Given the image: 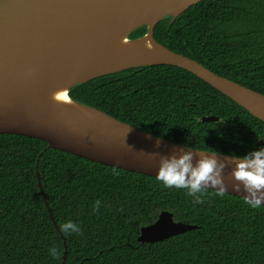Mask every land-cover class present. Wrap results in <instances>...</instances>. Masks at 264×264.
Segmentation results:
<instances>
[{"label": "trees", "instance_id": "trees-1", "mask_svg": "<svg viewBox=\"0 0 264 264\" xmlns=\"http://www.w3.org/2000/svg\"><path fill=\"white\" fill-rule=\"evenodd\" d=\"M146 26L133 31L135 38ZM157 41L212 71L264 93V0H202L154 30ZM78 102L193 148L244 154L262 146L264 121L192 72L157 64L128 68L75 85ZM206 114L225 121H198ZM25 135L0 133V264H264V206L205 189L196 203L184 189L88 160ZM76 222L80 233L55 228ZM24 170V171H22ZM28 174V175H26ZM199 195V194H198ZM99 206L93 210L94 203ZM162 210L195 224L142 243L140 228ZM60 228V227H59ZM64 236V239L62 238ZM49 247L57 249L55 257Z\"/></svg>", "mask_w": 264, "mask_h": 264}, {"label": "water", "instance_id": "water-1", "mask_svg": "<svg viewBox=\"0 0 264 264\" xmlns=\"http://www.w3.org/2000/svg\"><path fill=\"white\" fill-rule=\"evenodd\" d=\"M200 1L0 0V133L38 138L47 142L49 148L156 176L159 155L179 154L181 148L193 147L121 121L78 102L68 92L75 85L102 75L157 64L175 65L192 72L264 121V93L220 75L155 39L154 30L159 21L169 16L172 23ZM141 26L147 27L143 35L129 37ZM119 33L131 43L142 45L147 41L151 48L136 53L114 52L113 39ZM64 82L77 110L59 108L46 100ZM197 120L225 121L214 114ZM256 142L264 145V138L259 137ZM192 150L193 162L205 154L201 151L214 152ZM216 153L218 159L232 160V154ZM234 164L233 160L223 169L226 193L244 198L242 187L239 191L232 188L236 182L230 175ZM36 176L50 218L60 232L38 167ZM195 228L197 225L176 221L173 212L162 210L154 221L141 227L137 240L154 242ZM63 245L60 264H65L67 254L66 243Z\"/></svg>", "mask_w": 264, "mask_h": 264}, {"label": "clouds", "instance_id": "clouds-1", "mask_svg": "<svg viewBox=\"0 0 264 264\" xmlns=\"http://www.w3.org/2000/svg\"><path fill=\"white\" fill-rule=\"evenodd\" d=\"M145 45L148 46L147 41ZM158 143L159 141H157ZM192 149L181 148L179 154L173 152L159 155L156 180L166 188L184 189L185 195L193 197L196 203L200 202V196L207 188L215 189L214 194L223 197L227 191L223 169L226 164L234 160L235 164L231 168L230 175L236 182L232 184V188L236 191L243 188L245 203L250 208H259L264 204L262 203L264 201V145L242 155L232 154V160L218 159L216 152L201 151L205 154L200 155L193 162L194 152ZM99 203V201L94 203L93 210L99 206ZM59 227L65 234L80 233L78 224L72 220L65 221ZM48 253L55 257L57 249L49 247Z\"/></svg>", "mask_w": 264, "mask_h": 264}, {"label": "bare ground", "instance_id": "bare-ground-1", "mask_svg": "<svg viewBox=\"0 0 264 264\" xmlns=\"http://www.w3.org/2000/svg\"><path fill=\"white\" fill-rule=\"evenodd\" d=\"M113 44L115 47L114 52H119V50L121 51L128 50V52L136 53L142 51L146 47L145 44H142L143 45L142 46L136 43H131L129 40L126 39L125 35L121 33L115 36V38L113 39ZM147 48H151V47L148 45ZM67 90H68L67 82H64L62 85L54 88L46 96L47 102L59 108H70L73 110H77L74 104L70 101V98L67 95Z\"/></svg>", "mask_w": 264, "mask_h": 264}, {"label": "flooded vegetation", "instance_id": "flooded-vegetation-1", "mask_svg": "<svg viewBox=\"0 0 264 264\" xmlns=\"http://www.w3.org/2000/svg\"><path fill=\"white\" fill-rule=\"evenodd\" d=\"M17 135H18V134H17ZM36 165H37V163H36ZM35 167H36V170H37V167H38V166H35ZM22 171H24V170H22ZM26 175H28V174H26ZM174 219H175V218H174ZM140 229H141V228H140ZM139 233H140V231H139ZM176 235H177V234H176Z\"/></svg>", "mask_w": 264, "mask_h": 264}]
</instances>
